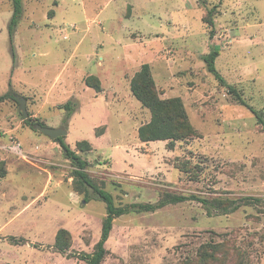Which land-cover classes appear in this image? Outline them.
<instances>
[{"label":"rangeland","instance_id":"374dc122","mask_svg":"<svg viewBox=\"0 0 264 264\" xmlns=\"http://www.w3.org/2000/svg\"><path fill=\"white\" fill-rule=\"evenodd\" d=\"M21 2L11 37L13 2L0 0V97L25 98L31 123L65 128L70 148L93 144L80 154L85 172L116 207L165 195L264 200V131L250 112L264 118V0ZM213 47L245 105L207 72L202 56ZM144 64L161 99H181L196 137L173 148L139 141L150 112L130 82ZM89 76L101 92L86 86ZM12 96L0 104V264H85L106 206L75 190L71 161L24 125ZM70 101L68 116L60 107ZM60 229L71 237L64 253L54 247ZM104 247L101 264H264V204L225 215L197 201L131 212L114 219Z\"/></svg>","mask_w":264,"mask_h":264},{"label":"trees","instance_id":"16d2710c","mask_svg":"<svg viewBox=\"0 0 264 264\" xmlns=\"http://www.w3.org/2000/svg\"><path fill=\"white\" fill-rule=\"evenodd\" d=\"M13 11L12 17L8 26L9 35L12 37L14 30L17 26V21L22 14V2L21 0H12ZM213 13L214 9L207 11L206 23L211 27V35L213 33ZM219 56V50L215 47L207 54L202 56V61L206 67L208 73L212 74L221 86H224L228 90V94L231 95L239 104L245 105L244 100L241 98L239 92L232 86H228L217 71L215 67V60ZM87 87L101 92L100 81L94 77L89 76L85 80ZM11 85V84H10ZM130 92L132 96L141 104V106L150 112V121L139 127L138 139L141 143L148 144L158 141H168L169 148L175 146V142L188 140L196 137V132L190 125L183 103L179 98L173 99H161L155 88V83L151 76L150 68L148 64L141 66L140 70L136 73L130 82ZM7 96H12L11 92L0 97V104L5 101ZM14 99V96H12ZM15 100V99H14ZM60 109L64 110L70 116L76 110V106L73 102H67ZM250 112L257 119V123L263 128L264 131V118L263 114L254 111L250 108ZM30 116L27 120H24V125L29 127L32 131L34 126L31 123ZM39 125L46 127L43 123ZM37 125V124H36ZM65 138H57L53 142L58 143L64 157L71 161L74 170L71 172V178L73 179V186L77 192L81 189L85 193V201L87 202L89 190L95 195V198L103 202L106 206V216L102 224V231L99 241L97 242L94 252L92 254H81L80 258L85 264H101L106 255L105 243L107 242L114 219L126 215L131 212H153L167 205H174L184 203L188 201H197L200 203L209 213L211 210L220 214H229L237 211L242 205H253L263 203L264 200L253 197H243L238 200L230 199H215L209 201L197 196H183V195H165L164 198L156 205H143L132 204L125 207H116L114 205L113 198L105 190L98 187L89 178L85 172L88 163L82 159L80 154L86 155L91 151V146L88 142L82 141L76 144L75 150H72L66 143ZM71 244V237L67 230L60 229L55 236L54 247L60 252L64 253L69 249Z\"/></svg>","mask_w":264,"mask_h":264},{"label":"water","instance_id":"95a60500","mask_svg":"<svg viewBox=\"0 0 264 264\" xmlns=\"http://www.w3.org/2000/svg\"><path fill=\"white\" fill-rule=\"evenodd\" d=\"M14 99L19 105V110H20V112L22 114V118L24 120H27L29 118V113L27 111L25 98H23L21 96H18V95H14ZM34 129L37 132L46 135L50 141H54L57 138H65V136L67 135L66 129L62 128V127L61 128H57V129H52V128L43 127V126L37 124V125L34 126Z\"/></svg>","mask_w":264,"mask_h":264},{"label":"built area","instance_id":"2783aa9c","mask_svg":"<svg viewBox=\"0 0 264 264\" xmlns=\"http://www.w3.org/2000/svg\"><path fill=\"white\" fill-rule=\"evenodd\" d=\"M11 149L15 151V155L22 156L23 152L20 144H16L15 147L13 146Z\"/></svg>","mask_w":264,"mask_h":264},{"label":"crops","instance_id":"0c3cea01","mask_svg":"<svg viewBox=\"0 0 264 264\" xmlns=\"http://www.w3.org/2000/svg\"><path fill=\"white\" fill-rule=\"evenodd\" d=\"M139 129V128H138ZM51 144H50V147H53V145H54V142H50ZM79 143V142H78ZM77 144V143H76ZM90 144V146H91V148H92V151H93V144H91V143H89ZM75 147H76V145H75ZM75 147H74V149L73 148H71L72 150H75ZM91 151V152H92ZM89 154V153H88ZM88 154H87V156H88ZM86 156V155H85ZM85 160V159H84ZM50 183V182H49ZM51 185H52V183H51ZM48 186V185H47ZM50 187V186H49ZM57 189V188H56Z\"/></svg>","mask_w":264,"mask_h":264}]
</instances>
